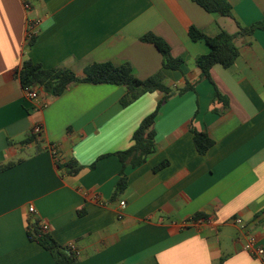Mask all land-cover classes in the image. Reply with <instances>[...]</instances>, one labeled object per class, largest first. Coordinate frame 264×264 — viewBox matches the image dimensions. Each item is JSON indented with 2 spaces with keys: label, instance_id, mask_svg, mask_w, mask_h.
I'll return each instance as SVG.
<instances>
[{
  "label": "crops",
  "instance_id": "0c3cea01",
  "mask_svg": "<svg viewBox=\"0 0 264 264\" xmlns=\"http://www.w3.org/2000/svg\"><path fill=\"white\" fill-rule=\"evenodd\" d=\"M228 2L234 19L193 0H28L30 9L0 0V166L21 161L0 173V264H56L29 240V219L74 244L79 264H264L243 249L245 231L234 223L241 218L264 247V30L238 38L235 65L214 66L211 80L196 65L209 47L189 36L192 26L216 36L264 19V0ZM31 21L39 24L32 47ZM147 34L184 60L180 70L163 69L159 50L141 40ZM25 60L79 76L93 63H129L138 79L163 70L170 87L194 89L162 106L156 153L126 169L128 188L113 200L122 170L113 154L132 145L164 94L123 107L125 87L81 83L36 109L17 75ZM37 125L42 142L22 144ZM191 128L215 141L205 156ZM70 160L82 166L77 175L58 167ZM199 213L208 220L192 221Z\"/></svg>",
  "mask_w": 264,
  "mask_h": 264
},
{
  "label": "trees",
  "instance_id": "16d2710c",
  "mask_svg": "<svg viewBox=\"0 0 264 264\" xmlns=\"http://www.w3.org/2000/svg\"><path fill=\"white\" fill-rule=\"evenodd\" d=\"M205 11L211 14H217L221 17L234 19L233 8L228 0H193ZM238 31L234 34L221 30L216 36H209L203 30L192 26L189 30V36L192 41L204 42L209 47V52L197 58L196 65L201 70V78L211 80V70L214 66L220 65L225 69L232 68L240 55L238 38H251L256 31L264 30V19L252 24L251 26H242L236 21ZM143 42L153 44L164 58L163 69L180 70L184 64L182 58H174L171 53V47L160 37L154 34H147L141 38ZM35 40L30 41V46L34 45ZM25 92L33 87H38L42 96L47 100L57 98L63 95L72 85L88 84H111L123 86L126 88V95L121 99V105L128 107L139 98L148 93L161 92L164 97L159 101L155 111L147 116L132 137V145L124 151L114 153L122 164L120 179L113 193V200H116L128 188V176L126 169L128 167L137 168L144 165L147 160L156 153V119L162 106L175 95H182L194 89V86L187 84L183 88H172L167 84L166 76L163 70L148 79H138L132 66L125 63L116 66L112 63H93L89 65L84 75L79 76L71 70L64 67L54 69H45L42 65L36 64L31 60H25L21 69L17 73ZM216 98L224 101L222 95L216 90ZM194 136V142L198 153L205 156L215 145V141L206 133L199 132L191 128ZM42 134L36 135L34 130L22 142L24 145L42 142ZM111 154L107 155L110 156ZM103 156L101 158H105ZM18 162H9L0 166V173L11 169ZM58 167L67 175H77L82 166L76 160L68 162H59ZM169 165L164 161L154 168L158 172ZM208 220V217L199 213L192 221ZM27 235L31 242L38 243L41 247L49 251L55 259L56 264H79L78 251L75 245H61L52 234L45 230L38 219H29ZM218 264H224L221 259Z\"/></svg>",
  "mask_w": 264,
  "mask_h": 264
},
{
  "label": "built area",
  "instance_id": "2783aa9c",
  "mask_svg": "<svg viewBox=\"0 0 264 264\" xmlns=\"http://www.w3.org/2000/svg\"><path fill=\"white\" fill-rule=\"evenodd\" d=\"M25 7L27 9H30V4L28 3V0H24ZM39 33V24L36 21H31L29 23L28 28V34H27V40L30 42L33 40ZM27 97L32 100L35 104L36 109H43L48 105L47 100L42 96L41 91L38 87H33L29 91L26 92ZM34 133L36 135L42 134L43 135V127L41 125H37L33 128ZM121 208H125L126 204L125 202H122L120 204ZM35 212L34 206L29 207V213L33 214ZM123 217V213L119 211L118 218L121 219ZM201 220L200 222H202ZM234 223L236 225H242L244 229V244L243 249L249 253L251 256L264 260V247L258 242V239L255 235L251 233V231L248 230V227L243 225V220L241 218H236L234 220ZM44 229L48 231V226L42 224ZM74 246V245H73Z\"/></svg>",
  "mask_w": 264,
  "mask_h": 264
}]
</instances>
